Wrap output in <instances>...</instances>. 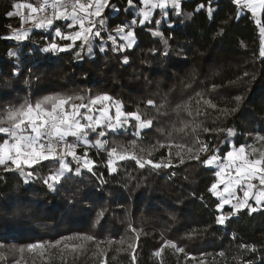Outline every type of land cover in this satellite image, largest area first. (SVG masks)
Listing matches in <instances>:
<instances>
[{
    "label": "trees",
    "instance_id": "1",
    "mask_svg": "<svg viewBox=\"0 0 264 264\" xmlns=\"http://www.w3.org/2000/svg\"><path fill=\"white\" fill-rule=\"evenodd\" d=\"M18 2L37 0H0V114L49 96H83V103L90 104L107 95L110 103L120 101L126 114L153 118V125L139 135L134 122L127 129L106 131L105 148H87L93 170L81 167L77 175V162L68 159L73 172L55 190L43 181L57 170L56 161L22 165L21 170L0 165V264H133L128 249L133 242L138 245L135 264H264V209H244L217 224V217L231 207L218 209L219 199L209 192L217 169L201 162L213 154L225 157L232 146H255L257 134L264 135V57L254 15L232 0H211V16L208 0H181L180 14L156 9L152 23L131 25L136 38L132 48L116 52L108 41L101 52L100 44L107 40L102 33L92 54L85 51L77 58V49L45 52L51 33L33 31L24 42L9 37L16 19L7 13ZM201 3L205 8L197 11ZM140 5L141 0H133L132 6L127 0H110L103 13L109 32L130 25ZM261 17L264 22V12ZM157 30L162 37L152 34ZM125 57L128 63L122 62ZM184 124L189 125L185 132L174 130ZM195 125L200 129L193 133ZM203 128L222 131L210 134ZM197 136L209 143V151L200 161L185 156L180 164L175 145L191 147ZM6 139L0 134V143ZM168 145H173L172 167L140 168L126 159L115 162L117 172L108 168L112 147L167 163ZM84 151L79 148L78 154ZM130 225L142 229L139 241ZM87 236L93 239H83ZM167 241L185 252L164 247ZM31 244H42L43 250L29 249ZM73 245L81 247L72 250ZM162 247L161 256H155Z\"/></svg>",
    "mask_w": 264,
    "mask_h": 264
},
{
    "label": "snow or ice",
    "instance_id": "2",
    "mask_svg": "<svg viewBox=\"0 0 264 264\" xmlns=\"http://www.w3.org/2000/svg\"><path fill=\"white\" fill-rule=\"evenodd\" d=\"M129 6L133 5V0H127ZM232 2L241 9H248L254 16L259 8L264 12V0H232ZM143 8L139 9L138 15L139 25L143 26L145 22L152 23L154 10H161V14H166L165 10L171 8L180 14L181 0H142ZM110 6V0H37V4L32 3H16L14 5L15 11L7 13L9 17L15 15L21 20V25L31 21L36 28H51L55 21H69L67 27L78 29L73 31L62 32L57 26L55 28V35L60 40L68 43L60 44L51 42L48 47L44 48L45 52H68L72 49H77L75 55L77 58H82V55L87 51L92 54L94 42L102 39V33H107V40L111 42L112 50L116 52H123L130 48L135 43V32L131 25H136L137 20L133 19L131 24H122L115 27V35L106 27L103 13L106 8ZM205 4L201 3L197 11L204 9ZM21 9H27L29 15L26 16ZM51 9V15L47 14V10ZM115 10V9H114ZM207 12L211 16L213 8L211 0H208ZM43 14V15H38ZM192 14H189L191 17ZM159 24V21H155ZM256 23L260 25L259 34L264 42V22L257 19ZM127 29V31H126ZM155 36L162 37L160 31L152 32ZM29 37V32L25 29L15 30L13 38L16 40H26ZM125 41L126 43H118L117 41ZM79 42V43H77ZM167 43V40L164 41ZM105 46L101 44L99 51L104 52ZM260 56L264 57V48L260 51ZM128 63L125 57L122 61ZM242 97H237V101ZM83 96H68L64 98L45 97L43 100L35 104L25 102L19 107L9 108L6 113L0 114V134H5L9 139L0 143V165L7 168L9 164L14 165L16 169L21 170L22 165L34 166L41 161L53 160L58 164L57 170L50 174L43 183L49 188L55 190V185L59 184L66 173H72L73 168L70 165L68 158L77 162L75 174H80L81 167L91 172L94 167V162L88 159L87 148L89 146L96 148H105L106 141L101 139L89 140V133H96L97 136L103 137L107 133L105 131H97V129H108L117 131L123 129L128 124V119L125 113L122 112V104L120 101L115 102L114 116L110 114L108 107H101L99 109L100 115L97 118L92 114L91 106L101 104L104 101H111L112 98L104 95L97 96L90 101V104L83 103ZM73 101H81L74 103ZM212 108H216L210 100L205 101ZM147 104L156 107L155 101L148 100ZM159 107H163L162 105ZM159 107L157 110L159 111ZM185 111L191 112L188 105L181 106ZM85 111H81V110ZM180 109L178 108L177 111ZM136 121L137 135L140 130H146L152 127L153 118H142L141 113L133 112L127 114ZM189 125L184 124L179 129H174L179 132H185ZM200 129L199 125L191 128L193 133ZM203 132L214 133L222 131L220 129L213 130L203 128ZM228 133L234 135L233 130L229 129ZM72 138V140H69ZM196 144L189 147L184 144L175 145V156L179 158V163L186 162L185 156L188 160L200 161L202 154L209 151L210 145L197 136ZM256 140L264 144V135L257 134ZM84 147L83 155L78 154V149ZM136 147L135 142L132 143V148ZM158 147H165V145H158ZM168 162H154L151 158L143 159L138 157L135 152L131 155L125 149L123 153H118L117 147H112L109 152L108 165L111 172H117L115 166L116 159L123 161L126 159L135 160L140 168L151 166L155 169L172 167V151L173 145H168ZM155 148H153V151ZM141 152L144 149H140ZM218 151V150H216ZM246 148L241 146L238 150L227 151L225 157H219L216 154L201 161L207 166L216 164L219 171L215 172L218 178L217 182L212 183L209 192L220 198V203L217 205L218 209L223 210L225 205H231V211L226 214H221L217 217L216 223L224 225L227 220L237 215L241 210L247 209L250 213H255L264 209V151H259L253 147L252 153H256L258 158H249L245 155ZM151 156V151L148 152ZM227 160V163L223 161ZM8 170H11L10 168ZM33 173L29 172L27 175L31 176ZM254 181L258 183H254ZM221 185L223 188L221 190ZM238 190L242 191V197L238 195ZM235 200V203H233ZM252 201L253 203H250ZM103 211L99 216H103ZM132 233L135 234V241H139L141 230L129 226ZM83 239L92 240L93 237L87 236ZM60 242H57V245ZM137 243H129L128 249L132 251L131 260L133 264L136 262L135 250ZM42 244H31L29 249L40 248L43 250ZM68 247L67 245L65 246ZM81 247V245H73L72 250ZM164 247H169L175 252L184 253L183 247H178L176 243L167 241ZM241 248L249 249L252 252L256 251L255 246L240 245ZM164 248L155 252V256L160 257ZM22 251V250H21ZM221 257L225 256L224 252L219 253ZM193 259H195L193 257ZM201 264H204L201 261ZM250 264V262H248Z\"/></svg>",
    "mask_w": 264,
    "mask_h": 264
},
{
    "label": "rangeland",
    "instance_id": "3",
    "mask_svg": "<svg viewBox=\"0 0 264 264\" xmlns=\"http://www.w3.org/2000/svg\"><path fill=\"white\" fill-rule=\"evenodd\" d=\"M27 3H31V2H27ZM32 4H34V5H36L37 4V2L36 3H32ZM167 10V9H166ZM165 10V11H166ZM155 11V10H154ZM24 13H25V15L26 16H28L29 15V11L26 9L25 11H24ZM262 16V11L258 8L257 9V13H256V15L254 16V18H255V21L257 20V19H259V20H261V17ZM13 17H15V19L16 20H14L12 23H10V25H9V28H10V30H9V34H11V35H13L14 36V32H15V30H18V29H25V30H27L28 32H29V37H28V39L31 37V35H32V33H33V31H43V32H47V33H51L52 34V41H48V43H47V45H46V47H48V45L51 43V42H57V43H61V42H64L63 40H60L58 37H56V35H55V28L57 27V26H59V28H60V30L62 31V32H67V31H73V30H78V29H72V28H68L67 27V25H68V23H70L69 21H55L54 22V25H53V27H51V28H36V27H34L33 26V24H32V22L31 21H29V22H27V23H25V24H23V25H21V20H20V18L18 17V16H15V15H13ZM138 18H135V20H139L141 17H139V15L137 16ZM262 21V20H261ZM259 26V28H260V25H258ZM126 31H127V29H126ZM111 33H112V35H115V32H114V29L111 31ZM28 39H26V40H17V41H27ZM16 40V39H15ZM118 43H126L125 41H121V40H119L118 39V41H117ZM101 44H104V46H105V41H102V43ZM101 44H100V46H101ZM134 45V44H133ZM45 47V48H46ZM131 48V47H130ZM262 48H264V42H262V38H261V49ZM128 49V48H127ZM53 53H57V52H53ZM90 107L92 108V114H94L97 118L99 117V115H100V112H99V109L101 108V107H108L109 109H110V114L111 115H113L114 116V113H115V102H109V101H104V102H102L101 104H97V105H95V106H91L90 105ZM122 110V109H121ZM81 111H85V110H81ZM122 112H123V110H122ZM123 113H125V112H123ZM124 118H127L128 119V124L123 128V129H127L128 127L130 128V123H132V122H134L135 124H136V121L134 120V118H132V117H130V116H127V114L125 113V117H122V119H124ZM121 130V129H120ZM97 131H111V130H108V129H97ZM117 131H119V130H117ZM143 130H140V132H139V134L142 132ZM136 134H137V128H136V132H135ZM94 139H101V140H104V141H106V139L104 138V136L103 137H99V136H97L96 135V133H89V140H93L94 141ZM69 140H72V138H69ZM253 147H255L257 150H258V152L259 151H264V144H259V142H258V144H256L255 146H251V147H245L246 148V153H245V155H249V154H251L250 156H249V158H258V155L256 154V153H252V148ZM82 148V147H81ZM89 148H93V149H95V150H101L102 148H96V147H91V146H89ZM239 148V147H238ZM238 148H235V147H233L232 146V148H231V150H238ZM68 159H71V158H68ZM113 160L116 162L118 159H116L115 157H113ZM224 163H227V160H224L223 161ZM25 166H27V165H25ZM28 167H30V166H28ZM108 168H109V170H110V167H109V165H108ZM111 171V170H110ZM238 195H242V191H239L238 190ZM234 202H235V200H234Z\"/></svg>",
    "mask_w": 264,
    "mask_h": 264
},
{
    "label": "crops",
    "instance_id": "4",
    "mask_svg": "<svg viewBox=\"0 0 264 264\" xmlns=\"http://www.w3.org/2000/svg\"><path fill=\"white\" fill-rule=\"evenodd\" d=\"M18 3H27V2H18ZM144 7V5L142 4V0H141V5H140V7H139V9L140 8H143ZM139 9L137 10V14H138V12H139ZM26 9H21L20 11H25ZM13 11H15V9L13 10ZM15 18V17H14ZM135 18H138L137 16L135 17ZM137 24H139V20L137 21ZM115 29V28H114ZM9 37H11V38H13V35H11V34H9ZM14 39V38H13ZM135 43H136V38H135ZM134 43V44H135ZM134 46V45H133ZM132 46V47H133ZM131 47V48H132ZM231 151V150H230ZM226 156V155H225ZM211 167H214V168H216L217 169V171H219V167L216 165V164H214V165H212ZM217 180H218V178L216 177V181L215 182H217ZM214 182V183H215ZM254 183H258V182H256V181H254ZM222 188H223V185H221V190H222ZM241 197H242V195H240ZM217 197V196H216ZM218 199H219V201H220V198L219 197H217ZM233 203H235L234 202V200H233ZM250 203H253L252 201H250ZM228 206H230L231 207V205H228Z\"/></svg>",
    "mask_w": 264,
    "mask_h": 264
},
{
    "label": "built area",
    "instance_id": "5",
    "mask_svg": "<svg viewBox=\"0 0 264 264\" xmlns=\"http://www.w3.org/2000/svg\"><path fill=\"white\" fill-rule=\"evenodd\" d=\"M50 2H51V0H50ZM47 14H48V15H51V9H48V10H47ZM38 15H43V14H38ZM46 41H47V38H46Z\"/></svg>",
    "mask_w": 264,
    "mask_h": 264
}]
</instances>
